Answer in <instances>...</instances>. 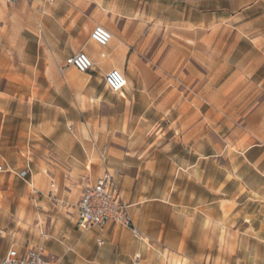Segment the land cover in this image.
<instances>
[{
    "label": "crops",
    "instance_id": "crops-1",
    "mask_svg": "<svg viewBox=\"0 0 264 264\" xmlns=\"http://www.w3.org/2000/svg\"><path fill=\"white\" fill-rule=\"evenodd\" d=\"M7 1L0 41L21 69L2 75L0 97L27 111L11 138L2 113L0 174L29 175L27 186L0 175V258L41 248L57 264H161L164 252L264 264V0ZM96 26L111 34L103 48ZM78 53L93 68L60 72ZM112 70L126 80L118 94L104 83ZM101 148L141 238L76 227Z\"/></svg>",
    "mask_w": 264,
    "mask_h": 264
},
{
    "label": "built area",
    "instance_id": "built-area-1",
    "mask_svg": "<svg viewBox=\"0 0 264 264\" xmlns=\"http://www.w3.org/2000/svg\"><path fill=\"white\" fill-rule=\"evenodd\" d=\"M90 39L103 48L111 40V34L103 27L96 26L90 34ZM101 57H104V54H101ZM65 67H72L79 73H87L93 68V63L85 54L78 53L65 59L64 66L59 68L60 72ZM104 83L108 91L113 94L120 93L126 86L124 76L116 70L105 74ZM103 168L104 171L100 178L93 185L85 186L82 190L76 206L77 229L87 231L95 228L103 231L107 225L112 224L128 229L134 237L141 238V234L134 227L129 215V206L119 194L117 176L106 167ZM2 170V166H0V172ZM7 172L13 173L9 169ZM28 175V170L16 173V176L25 183ZM30 189L32 195L41 196V193L35 188L31 187ZM53 189L54 185L51 184L50 197H53ZM138 260L139 256L136 255L135 262ZM0 264H57V261L45 255L41 248H31L22 252L10 249L0 258Z\"/></svg>",
    "mask_w": 264,
    "mask_h": 264
},
{
    "label": "rangeland",
    "instance_id": "rangeland-1",
    "mask_svg": "<svg viewBox=\"0 0 264 264\" xmlns=\"http://www.w3.org/2000/svg\"><path fill=\"white\" fill-rule=\"evenodd\" d=\"M7 4L10 5V4H14V3H13V1H10V2L7 1ZM6 45H7L6 43L3 44L0 41V62H3L5 64L10 65V66H8L6 68L4 66H2L3 63H2V65H0V91L3 89V87H5V85H6L5 83L7 81L5 79V77H3L2 75L5 74V73L7 74L9 71H17L18 68L21 69V67H16V63H15L14 67L11 66L12 64H14L12 62H13V60L17 59V56L19 55V53L18 52H13L12 50H9V49L6 50L4 48V46H6ZM197 56H199V55L197 54ZM197 69L199 71H201V73H203V68L202 67L200 68V67L197 66ZM181 88H182V86H181ZM197 89H198V87H197ZM215 101H216L217 104H219L220 100H215ZM231 101L234 102V100H231ZM213 102H214V100H213ZM196 103H197V107L200 104L203 106L204 100L203 99H196ZM216 106L218 107V105H216ZM3 111H8L9 112V113H7L5 115L4 122L2 124L3 125V129H6V130L3 131V133H5L3 135H6L5 137L11 138L12 137V133L15 134V133L18 132V130L16 129L17 127L22 125L21 126V130L25 128L23 125H25V122H26L27 106L24 103L19 102L18 100L12 101L11 99H7V98L3 99L2 97H0V125H1V120H2V117H3L2 116ZM104 155H105V148H101V150L98 152V156L97 157H98L100 166L102 168V174H103V171H104L103 170V167H104L103 166ZM2 165H4V164L0 163V166H2ZM13 165L14 164H9V166L12 169H13ZM13 172L15 173L16 171H13ZM0 175L2 177L4 186H6L8 183L11 184L12 182H15L17 180V178H18L16 175H14V174L12 175L9 172L1 173ZM19 181L23 182L25 184V186H27L24 181H22L20 179H19ZM50 191L47 192V193L45 192L44 196L47 199H49L52 202H54V199H57V197H54V195H53V197H50L49 196ZM30 192H31V190H30ZM52 192H53V190H52ZM170 243L171 242H169L168 244L170 245ZM162 258L160 259L161 264H190L189 260H187V259H183V260L182 259H178L172 252H168V253L164 252V255H163ZM234 263H235V260L232 259V260H230L229 264H234ZM202 264H211V262H209V260H205V261L202 262Z\"/></svg>",
    "mask_w": 264,
    "mask_h": 264
}]
</instances>
